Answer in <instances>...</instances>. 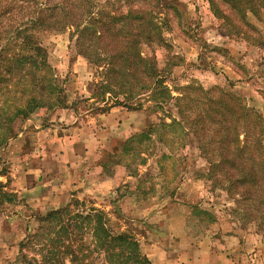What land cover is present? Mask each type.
<instances>
[{
  "label": "rangeland",
  "instance_id": "1",
  "mask_svg": "<svg viewBox=\"0 0 264 264\" xmlns=\"http://www.w3.org/2000/svg\"><path fill=\"white\" fill-rule=\"evenodd\" d=\"M102 2L110 8L107 0ZM161 2L167 7L153 9L163 17L160 24L168 45L154 44L145 50L154 53L158 65L167 70L166 84L172 93L178 94L177 87L193 81L205 88L219 86L234 90L264 116V8L258 16L248 14L251 26L233 14V23L239 25L237 32L232 24L213 14L209 0ZM217 2L224 11L229 9L221 0ZM136 5L146 6L143 0ZM122 6V10L128 7L124 1ZM73 31L67 28L41 34L54 76L64 89L60 105L39 107L26 118H17L8 141L0 145V174L9 177L0 188V264H21L17 260L21 241L38 225V218L49 212L36 211L33 202L16 191L21 182L14 173L9 176L11 169L24 162L29 143H40V137L32 140V135L44 131L50 138L59 129L60 135L73 132L78 139L84 138L86 145V135L109 131L99 121L113 108L119 116L125 113V122L130 121L137 129L117 128L119 135L101 144V173L92 174L89 159H84L82 169H88L86 175L83 173L85 182L69 202L78 199L84 202L81 208L107 211L112 227L133 232L143 252L149 259L156 252L160 264H202L198 263L201 250L227 254L234 264H264V235L256 223H244L234 212L236 203L221 175H210L209 158L196 137L187 136L189 129L181 135V127L177 131L163 128L166 133L162 136L152 131L142 141L135 138L149 124L158 123L159 117L170 122L175 107L170 103L161 109L147 97L137 96L128 101L134 107L126 108L120 88L112 87L117 94L101 88L106 83L105 69L79 53ZM132 136L135 139L129 141ZM24 137L25 147L16 142L6 150L10 141ZM75 148L79 155L80 146ZM33 176L38 177L37 173ZM103 176L116 178L106 184L98 180ZM22 206L24 210H20ZM13 213L20 216L16 218ZM26 252L30 256L35 253L30 247Z\"/></svg>",
  "mask_w": 264,
  "mask_h": 264
},
{
  "label": "trees",
  "instance_id": "2",
  "mask_svg": "<svg viewBox=\"0 0 264 264\" xmlns=\"http://www.w3.org/2000/svg\"><path fill=\"white\" fill-rule=\"evenodd\" d=\"M102 1L0 0V145L8 141L17 118H26L39 107L60 105L64 89L54 76L41 34L74 28L79 53L105 69L101 88L115 94L118 91L112 87L120 88L126 108L134 107L128 101L137 96L147 97L161 109L170 103L175 107L170 122L159 117L135 138L142 141L152 131L162 136L163 128L181 127L183 135L189 129L187 136L193 134L209 158L210 175H221L236 203L234 212L244 223H256L264 235L263 114L234 90L219 86L205 88L193 81L177 87L174 95L166 84L167 70L145 50L154 44L168 45L160 24L163 17L153 9L162 5L161 0H143L146 6L141 7L136 5L139 0H107L110 8ZM123 1L126 10L121 9ZM221 1L229 9L224 11L217 0H209L213 14L237 32L233 14L251 26L248 14L258 16L264 8V0ZM81 204L77 199L40 216L21 241L17 260L21 264H152L133 232L114 229L104 209L81 208ZM29 247L35 251L32 256L26 252Z\"/></svg>",
  "mask_w": 264,
  "mask_h": 264
},
{
  "label": "crops",
  "instance_id": "3",
  "mask_svg": "<svg viewBox=\"0 0 264 264\" xmlns=\"http://www.w3.org/2000/svg\"><path fill=\"white\" fill-rule=\"evenodd\" d=\"M124 114L125 113L119 116L116 108H113L110 112L101 116L99 121L100 124L105 126L106 129H109V131L106 134L101 135L98 133L86 135V139L88 141V144L86 145L85 143H82L86 142L84 138L78 139L75 134L73 135V132L60 135L58 131L59 129H56V135H52L50 138L45 135L46 133H44V131H39L32 135L31 139L36 138V135L40 137V143L36 144L35 140L32 139L33 141L29 143L30 146H27L24 149L26 152L24 155V162L17 165L16 169H11L9 173V176L14 173L17 180L21 182V187L18 188L17 186L18 189L16 191L19 192V195L22 193L23 195L21 196L26 197L28 202L31 200L36 211L45 212L67 205L71 200V197H74V192L80 191L82 189L80 187L83 185V182H85L83 173L85 172L86 175L88 169H85V171L82 169V166L85 164L84 159L86 161L89 159V169H92V174L97 172L101 173L102 168L98 164V159L101 155V151L99 150L101 144L107 142L109 139L117 137L119 135V133L115 130L117 128L123 130L125 126L128 129L132 128L130 131L137 129V126L133 127V123L130 121L125 122ZM117 116L118 118L116 119ZM82 130L85 131V127L82 128ZM25 140L26 137H24V139H13L6 147V150H10V148H12V144L16 142H21V144L25 147L27 142H25ZM35 145L39 146L35 147ZM75 146H80L81 148L79 155L76 154L78 150ZM82 152H84V155H82ZM92 158L94 159L92 162L93 164L90 163ZM33 173H37V179L36 176H33ZM109 177H99L98 180H105L106 184H109L111 181H115L116 176ZM0 179H2L0 180V188L1 185L4 188V185H6L9 177L7 174L6 176L5 174H0ZM21 205H24V203L22 202L20 206ZM22 209L24 210L23 206L20 210ZM19 213L21 214L22 212L20 211ZM20 214L13 213L12 215L18 218ZM31 216L33 215H30V217ZM191 252L192 251L190 249L189 253ZM156 254V252L151 253L150 260L155 261H153V264H160L156 260ZM199 254L198 263L234 264L232 258H230L227 254H220V256H218L217 254H212L206 250H201ZM194 259L195 257H193V260Z\"/></svg>",
  "mask_w": 264,
  "mask_h": 264
}]
</instances>
